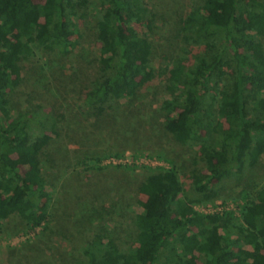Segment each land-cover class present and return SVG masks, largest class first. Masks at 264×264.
Here are the masks:
<instances>
[{
  "label": "trees",
  "instance_id": "trees-1",
  "mask_svg": "<svg viewBox=\"0 0 264 264\" xmlns=\"http://www.w3.org/2000/svg\"><path fill=\"white\" fill-rule=\"evenodd\" d=\"M88 5L0 0V224L17 215L29 232L48 229L53 188L42 166L57 120L49 133L33 135L32 114L13 116L8 97L37 51L67 56L76 48ZM146 15L141 0H99L98 57L84 102L100 114L113 103H132L162 77L164 130L197 147L190 179L198 198L189 199L174 168L147 174L138 185L144 200L132 219V243L121 248L101 229L84 248L83 264H264V183L246 190L237 220L229 211L193 207L264 154V0H202L180 21L187 46L156 74L152 46L136 28L149 25ZM108 208L95 212L99 221L113 218Z\"/></svg>",
  "mask_w": 264,
  "mask_h": 264
},
{
  "label": "rangeland",
  "instance_id": "rangeland-1",
  "mask_svg": "<svg viewBox=\"0 0 264 264\" xmlns=\"http://www.w3.org/2000/svg\"><path fill=\"white\" fill-rule=\"evenodd\" d=\"M141 1L150 23L136 28L152 46L156 74L187 46L180 21L202 0ZM86 12L76 48L67 56L57 50L37 51L22 66L21 84L9 94L13 116L32 114L28 118L33 135L49 133L53 118L57 135L52 136L42 166L53 188L48 229L29 232L17 215L3 221L0 264H83L84 248L101 229L119 247H127L135 237L132 219L137 203L144 200L138 185L149 173L176 169L189 199L198 198L190 179L197 147L178 144L164 130L162 77L156 75L132 103H110L112 108L100 114L85 104L84 91L92 87L98 57L94 36L99 0H89ZM263 183L264 154L255 166L244 169L240 179L216 183L214 197L193 207L203 214L229 211L237 220L246 190ZM110 205L113 218L99 221L95 212L109 210Z\"/></svg>",
  "mask_w": 264,
  "mask_h": 264
}]
</instances>
